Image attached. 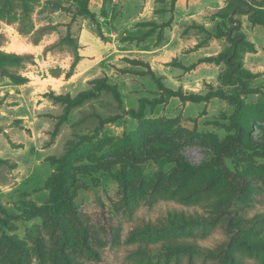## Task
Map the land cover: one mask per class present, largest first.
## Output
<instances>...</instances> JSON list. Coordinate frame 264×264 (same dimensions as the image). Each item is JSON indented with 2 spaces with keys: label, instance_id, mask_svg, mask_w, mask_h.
Here are the masks:
<instances>
[{
  "label": "rangeland",
  "instance_id": "1",
  "mask_svg": "<svg viewBox=\"0 0 264 264\" xmlns=\"http://www.w3.org/2000/svg\"><path fill=\"white\" fill-rule=\"evenodd\" d=\"M80 6L78 0H34L26 12L15 0L9 14H0V51L28 57L8 67L27 80L23 84H14L0 70L1 264L16 258L14 242L24 247L23 264L58 261L54 219H66L71 211L51 202L56 193L47 181L55 165L49 159L81 136L93 138L81 144L68 167L75 179L72 207L97 230L95 254L78 253L81 264H264V250L240 244H233V256H228L221 216L210 226L147 227L167 211L200 217L214 213L215 193L199 189L206 187V177L192 181L182 169L199 166L233 133L234 106L221 98L191 103L172 97L147 108L141 121L127 115L141 99L158 97L150 71L173 91L230 94L233 87L223 81L225 63L210 59L229 46L228 37L217 33L226 32L233 19L253 47L239 49L241 76L251 91L244 98L243 121L252 130L246 131L243 153L226 164L252 181L251 197L240 201L245 217L264 215V28L250 20L264 15V0H89L88 16L77 14ZM104 77L117 86L121 105L101 91L66 113L52 99H73ZM108 117L116 121L95 135L99 119ZM128 136L137 148L141 176H159L171 186L153 199L141 191L123 204L121 178L134 185L138 181L125 156ZM102 221L112 223L111 230H102ZM259 227L254 233H264V220ZM142 244H185L202 252L149 258L133 253Z\"/></svg>",
  "mask_w": 264,
  "mask_h": 264
},
{
  "label": "trees",
  "instance_id": "2",
  "mask_svg": "<svg viewBox=\"0 0 264 264\" xmlns=\"http://www.w3.org/2000/svg\"><path fill=\"white\" fill-rule=\"evenodd\" d=\"M13 1L15 0H0L2 6L0 14H2L3 11H6L7 14H9L13 6ZM17 1H20L23 4V8L27 12L29 8L28 3L34 0ZM78 1L81 4V9L78 10L77 14L86 16L91 15L90 11L87 9V3L89 0ZM250 20L252 23L261 25L264 28V15H253L250 17ZM228 22L232 23L231 27H229L226 32H218L217 35L219 37L227 36L229 46L218 54L217 57L210 60L215 62L222 61L225 63L227 69L223 75V81L226 85L233 87L230 94L226 95L222 90L210 91L205 95H187L182 91H173L165 87L161 80L150 71L149 74L152 76L158 89V97L153 99H141L138 107L129 110L127 115L137 121H141L145 116L147 108H156L164 103L166 99L172 97H177L181 101L191 103H201L213 98H221L234 106V112L231 118L233 133L228 135L225 140L214 149L213 155L203 161L199 166L182 169L189 180L194 181L202 175L206 177V187H199V189L205 188L215 193L214 213L207 217H200L186 214L184 212L167 211L166 213L159 214L156 219L147 222V227L150 230L162 231L184 229L191 226H210L211 224H216L221 216L224 230L228 234L229 241L227 243L226 251L230 257L229 252L233 256V244H240L245 248L264 250V233H254L255 229L260 228L259 226L264 220V215L249 220L245 217V211L241 207L240 201L251 197L253 188L252 181L246 178L242 173L230 171L226 164L227 160L243 153L245 149L246 131L247 129L252 130V126L250 125V127H247L243 121L245 113L244 98L248 96L251 91L248 84L241 76L243 68L239 49L244 45H248L251 48L253 47L247 43L245 36L242 33L236 31L238 27L237 25H233L235 21L229 18ZM27 58V56H19L17 54L0 51V70L2 75L8 77L14 84L25 83L27 80L24 77L8 71V67L18 66ZM129 62L130 64L135 65V61ZM145 65L148 67L147 64ZM122 72H124V70ZM92 84L93 89L80 93L73 99L68 96H58L52 99L55 102L64 105L66 113H68L71 108L95 97L97 92L101 91L110 93L119 105H121V95L117 86L109 84L105 77L92 81ZM115 121L116 117L99 119L98 126L94 130L95 135L98 134L99 130H101L104 125ZM56 132L57 128L52 134V137ZM261 135H263L262 132ZM92 138V136H81L76 142H70L69 147L61 156L49 159L51 164L55 165V170L47 181V184L56 193V198L52 199L51 202L55 207L66 206L71 211L70 216L66 219H63L60 215L54 219V222L58 227V237L55 247L53 248L54 255L58 260L55 264H81L77 260L78 253L86 252L88 254H95L92 246L94 244L93 239L96 237L97 230L72 207L71 187L74 184L75 179L71 177L68 171L70 162L80 153L79 147L81 144L89 142ZM125 141L127 148L125 156L135 168L138 174V181L134 185L129 184L125 177L121 178V202L127 204L131 199L137 198V193L139 194L141 191H145V197L149 199H153L156 197L155 195H160L161 193L168 191L171 186L170 182L159 178V176L150 180H146L141 176L142 169L139 165V158L136 154L137 148L135 142L129 136ZM111 224L112 223L108 221H102V230H111ZM12 246L15 249L14 254H16V258L11 260L9 264H23L25 262L23 254L24 247L21 243L17 242L12 243ZM189 250L202 252V249L199 247L185 244L180 245L177 248L165 246L150 247L147 244H142L136 246L133 253L153 258L163 256L168 257L173 252Z\"/></svg>",
  "mask_w": 264,
  "mask_h": 264
}]
</instances>
